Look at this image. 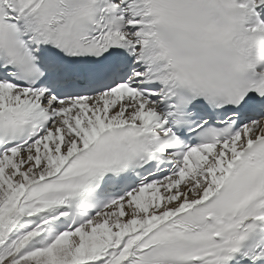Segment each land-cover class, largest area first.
<instances>
[{
	"label": "snow or ice",
	"instance_id": "obj_1",
	"mask_svg": "<svg viewBox=\"0 0 264 264\" xmlns=\"http://www.w3.org/2000/svg\"><path fill=\"white\" fill-rule=\"evenodd\" d=\"M0 264H264V0H0Z\"/></svg>",
	"mask_w": 264,
	"mask_h": 264
}]
</instances>
